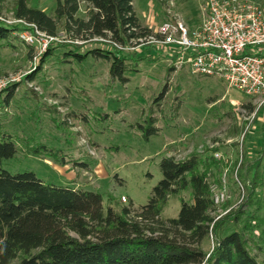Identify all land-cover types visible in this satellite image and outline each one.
I'll list each match as a JSON object with an SVG mask.
<instances>
[{"label":"rangeland","instance_id":"rangeland-1","mask_svg":"<svg viewBox=\"0 0 264 264\" xmlns=\"http://www.w3.org/2000/svg\"><path fill=\"white\" fill-rule=\"evenodd\" d=\"M204 1L132 0V5L142 25L155 33L172 16L195 28L203 19ZM29 5L51 15L55 0H29ZM0 21L18 26L12 0H0ZM65 38L59 27L50 40L42 36L27 44L16 36L12 46L0 44V133L11 134L18 148L12 158L1 162L3 169L12 174L32 171L46 183L97 191L104 208L111 204L120 211L130 203L134 208L147 203L161 179L163 156L180 160L196 154L207 164L212 162L211 192L225 190V199L211 212L213 219L240 205L245 192L239 166L245 156L247 160L257 157L264 144V107L249 110L245 105L255 106L254 98L220 79L193 74L180 53L167 45L146 43V39L120 46L97 37ZM66 44L79 47V52L93 46L120 49L127 59L128 81H112L108 63L99 58L60 62ZM47 49L54 53L30 79ZM137 56L144 58L136 60ZM164 85L163 95L154 103ZM147 116L155 118L159 129L146 139L137 123ZM41 144L49 146L51 157L25 151ZM260 157L259 219L245 237L249 254L264 264V152ZM77 161L87 167L81 168ZM181 200L192 201L189 189L170 195L161 217H176ZM231 229L226 223L221 234ZM212 246L210 235L200 244L207 255Z\"/></svg>","mask_w":264,"mask_h":264},{"label":"trees","instance_id":"trees-1","mask_svg":"<svg viewBox=\"0 0 264 264\" xmlns=\"http://www.w3.org/2000/svg\"><path fill=\"white\" fill-rule=\"evenodd\" d=\"M82 5L84 15L80 16ZM12 9L14 18L34 24L47 35L56 36L61 27L69 41L97 37L126 46L151 34L137 17L132 0H55L51 15L30 6L29 0H12ZM19 29V25L0 21V44L12 46ZM63 47L66 50L60 62H82L87 56L99 58L108 63L112 81H128L124 75L127 59L120 49L93 46L79 52V47ZM53 53V49L45 51L30 79L37 76ZM142 58L137 56L136 60ZM165 88L166 85L154 103ZM11 96L12 91L7 92V103ZM245 106L249 110L256 108ZM154 123L153 116L137 123L146 139L158 133ZM17 149L12 135L1 132L0 264H258L248 252L245 233L259 219L258 169L264 144L257 157L247 160L245 156L240 163L245 192L240 205L215 220L209 182L212 162L207 164L196 154L180 160L163 156L159 162L161 179L153 186L147 203L138 208L130 203L117 211L111 204L104 208L97 191L46 183L32 171L12 174L3 169L1 162L12 158ZM25 151L45 158L52 156L44 144ZM76 165L87 167L84 161ZM185 189L190 190L192 201L181 200L176 217L162 218V206L168 197ZM226 223L233 229L221 234ZM209 235L213 246L207 255L200 244Z\"/></svg>","mask_w":264,"mask_h":264},{"label":"built area","instance_id":"built-area-1","mask_svg":"<svg viewBox=\"0 0 264 264\" xmlns=\"http://www.w3.org/2000/svg\"><path fill=\"white\" fill-rule=\"evenodd\" d=\"M202 12L203 19L195 28L175 16L167 17L155 33L139 41L146 39V43L177 50L193 74L220 79L229 88L254 98L257 109L264 107V3L205 0ZM15 23L21 25L16 35L27 44L38 37H55L23 19L15 18ZM121 199L125 201V197ZM224 199L225 190L211 192L214 207Z\"/></svg>","mask_w":264,"mask_h":264}]
</instances>
